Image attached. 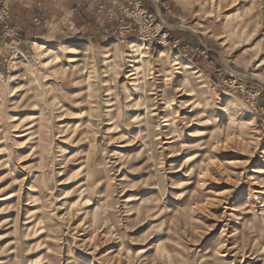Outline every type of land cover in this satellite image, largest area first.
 Listing matches in <instances>:
<instances>
[{
  "label": "rangeland",
  "instance_id": "374dc122",
  "mask_svg": "<svg viewBox=\"0 0 264 264\" xmlns=\"http://www.w3.org/2000/svg\"><path fill=\"white\" fill-rule=\"evenodd\" d=\"M174 1L0 59V264H264V0Z\"/></svg>",
  "mask_w": 264,
  "mask_h": 264
},
{
  "label": "crops",
  "instance_id": "0c3cea01",
  "mask_svg": "<svg viewBox=\"0 0 264 264\" xmlns=\"http://www.w3.org/2000/svg\"><path fill=\"white\" fill-rule=\"evenodd\" d=\"M165 3L174 10L177 8L174 0ZM9 4V24L19 26L20 30L15 38H6L0 31V59L14 49L23 55L33 48L62 47L73 37H87L91 45L92 41L103 43L112 36V25L106 22V13L112 6L105 0H9ZM172 36L181 45L177 51L197 52V45L188 41L189 35L172 32Z\"/></svg>",
  "mask_w": 264,
  "mask_h": 264
},
{
  "label": "built area",
  "instance_id": "2783aa9c",
  "mask_svg": "<svg viewBox=\"0 0 264 264\" xmlns=\"http://www.w3.org/2000/svg\"><path fill=\"white\" fill-rule=\"evenodd\" d=\"M112 5L107 14L118 25L117 35H128L136 31L141 39L148 41L157 34L158 24L153 22V16L141 2H125L124 0H105ZM9 0H0V31L2 35L15 38L19 33V26L10 25Z\"/></svg>",
  "mask_w": 264,
  "mask_h": 264
},
{
  "label": "bare ground",
  "instance_id": "6f19581e",
  "mask_svg": "<svg viewBox=\"0 0 264 264\" xmlns=\"http://www.w3.org/2000/svg\"><path fill=\"white\" fill-rule=\"evenodd\" d=\"M38 48L42 49L43 47L42 46H38Z\"/></svg>",
  "mask_w": 264,
  "mask_h": 264
}]
</instances>
